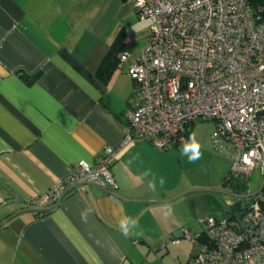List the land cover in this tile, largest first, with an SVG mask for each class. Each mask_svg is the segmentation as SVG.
<instances>
[{"label":"crops","instance_id":"1","mask_svg":"<svg viewBox=\"0 0 264 264\" xmlns=\"http://www.w3.org/2000/svg\"><path fill=\"white\" fill-rule=\"evenodd\" d=\"M148 24L132 0H0V264H190L201 222L229 213L215 183L174 186L169 153L119 146ZM114 44L130 58L99 72ZM107 146L114 190L86 183L42 207L19 202Z\"/></svg>","mask_w":264,"mask_h":264},{"label":"built area","instance_id":"2","mask_svg":"<svg viewBox=\"0 0 264 264\" xmlns=\"http://www.w3.org/2000/svg\"><path fill=\"white\" fill-rule=\"evenodd\" d=\"M132 7L149 24L147 43L128 69L136 90L119 146L146 141L161 152L182 148L190 124L212 120V148L229 160L231 177L260 168L262 182L264 21L247 0H132ZM130 56L123 50L118 60ZM115 151L105 147L94 165L79 161L50 189L19 202L42 207L80 182L114 190ZM250 198L239 215L201 222L206 244L190 264H264V189ZM8 202L0 198V208Z\"/></svg>","mask_w":264,"mask_h":264},{"label":"rangeland","instance_id":"3","mask_svg":"<svg viewBox=\"0 0 264 264\" xmlns=\"http://www.w3.org/2000/svg\"><path fill=\"white\" fill-rule=\"evenodd\" d=\"M216 130L215 122L212 120H197L189 126L187 146L174 148L168 151L171 156V178L174 186L198 187L216 184L220 191L247 195L254 193L260 186V168H256L251 176L244 174L235 175L233 178L235 186L223 184L225 173L230 171V162L225 157L218 155L212 148L211 135ZM216 157V158H215ZM219 157V158H217ZM219 163L226 165L227 168L222 174L218 171ZM226 205L231 208L237 199L222 195ZM242 205H251V198L242 199ZM241 211H236L239 215Z\"/></svg>","mask_w":264,"mask_h":264},{"label":"trees","instance_id":"4","mask_svg":"<svg viewBox=\"0 0 264 264\" xmlns=\"http://www.w3.org/2000/svg\"><path fill=\"white\" fill-rule=\"evenodd\" d=\"M248 4L250 5V7L252 8V10L257 13L258 16H260V18L262 19V21H264V0H247ZM117 44H114L110 50L108 51L107 55L104 57V59L102 60L98 71L101 72L103 69H105L104 67L107 65V63L112 62L113 60L116 59V55L119 54L121 51H123V48H118L116 47ZM111 65V64H110ZM39 76V72L35 73L34 75L27 77L30 78L29 81H32L34 79H36ZM191 125V124H190ZM189 125V126H190ZM189 126L187 128L186 134L188 136V131H189ZM223 184H230L235 186L237 189L239 188L238 185L234 184L233 182V178L230 175V171L228 172V174L224 177L223 179ZM246 207L242 205V202L238 205L236 211H242L243 209H245ZM235 211V212H236ZM235 212H231L229 211V213H231L232 216L235 215ZM201 243L206 244V236L204 234H200V237L198 239Z\"/></svg>","mask_w":264,"mask_h":264},{"label":"water","instance_id":"5","mask_svg":"<svg viewBox=\"0 0 264 264\" xmlns=\"http://www.w3.org/2000/svg\"><path fill=\"white\" fill-rule=\"evenodd\" d=\"M261 167L264 168V159L261 160ZM83 184H86V182H80V183H77L75 186H78V185H83ZM73 186V187H75ZM262 189H264V179H262V182L260 184V186L258 187V189L252 193V194H247V195H236V194H231V193H226V192H223V191H220V190H211L213 192H216V193H220L222 195H226V196H231L235 199H237L238 201L236 203H234V205H232L230 211L231 212H235L238 205L241 203L242 199H245V198H250L252 197L253 195H255L256 193L260 192ZM66 193V192H65ZM63 193L56 201H60V199L63 197V195L65 194ZM35 210H44V209H35Z\"/></svg>","mask_w":264,"mask_h":264},{"label":"flooded vegetation","instance_id":"6","mask_svg":"<svg viewBox=\"0 0 264 264\" xmlns=\"http://www.w3.org/2000/svg\"><path fill=\"white\" fill-rule=\"evenodd\" d=\"M238 201V200H237Z\"/></svg>","mask_w":264,"mask_h":264}]
</instances>
